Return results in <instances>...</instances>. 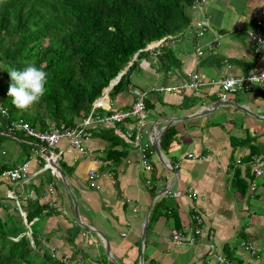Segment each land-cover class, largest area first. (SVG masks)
I'll return each mask as SVG.
<instances>
[{
    "label": "crops",
    "instance_id": "1",
    "mask_svg": "<svg viewBox=\"0 0 264 264\" xmlns=\"http://www.w3.org/2000/svg\"><path fill=\"white\" fill-rule=\"evenodd\" d=\"M262 6L264 0H203L202 15L208 25L199 37H194L190 25L199 14L191 9L184 31L146 44L145 55L137 60L125 89L113 97L108 96L113 83L102 89L99 97L104 105L94 109L100 115L129 108L134 100L133 87L146 93L144 122L136 140L127 141L121 134L132 130L131 119L96 125L88 130L90 137L81 149L69 148L66 140L52 149L42 148L32 139L0 131L14 141L12 150L0 148V159L8 163L5 169L24 161L32 149L41 151L29 161L24 180L10 182L0 177V220L18 216L34 253L38 258L48 254L52 264H111L109 260L116 264H219L218 256L224 257L230 250L233 255L227 254L229 264H264V178L252 175L243 159L249 148L237 143L250 136L256 155L264 161V121L254 116H264V86L228 93L225 100H220L216 86L206 84L261 66L264 47L257 55L251 34ZM210 44L215 45L208 48ZM196 48L202 55L195 54ZM164 50L169 54L160 59ZM193 73L205 83L198 91L185 89L171 94L158 89L188 83ZM198 110L206 114L194 117ZM103 127L112 129L122 141L112 147L123 151L117 159L106 157L108 142L97 134ZM167 128L174 134L165 139L168 144L164 149L160 139ZM159 134L158 146L166 161L155 156L151 144ZM144 144L145 150L150 148L148 163L140 153ZM45 150L69 184L79 220L103 235V242L74 221L69 194L58 173L51 174ZM19 153H23L21 158H17ZM236 168L246 181L243 194L232 185ZM251 180L255 188L249 191ZM48 184L52 192L47 191ZM184 186H190L195 196L172 195ZM34 200L46 203V210L52 212L24 224V208ZM156 201L159 204L149 221ZM194 213L201 217L199 225L192 218ZM145 214L148 218L141 261L140 231ZM173 215L178 218V229L173 226ZM195 228L199 229L197 234ZM172 229L183 236L181 243L172 242ZM209 233L213 234L211 252L207 246ZM19 234L22 231L16 232ZM190 236L194 237L193 244L185 240ZM243 240L252 243L258 250L256 255L240 246Z\"/></svg>",
    "mask_w": 264,
    "mask_h": 264
},
{
    "label": "trees",
    "instance_id": "2",
    "mask_svg": "<svg viewBox=\"0 0 264 264\" xmlns=\"http://www.w3.org/2000/svg\"><path fill=\"white\" fill-rule=\"evenodd\" d=\"M194 1L0 0V105L7 109V119L19 118L40 130H46L50 122L74 125L76 119L90 112L102 89L124 68L108 89V96H115L130 84L129 74L139 57L145 55L146 44L186 29ZM160 54L162 59L169 52L164 50ZM28 64L47 73L46 93L39 103L27 111H20L8 96L11 84L8 71L22 70ZM146 105L144 99V107ZM0 131L8 133L4 125ZM8 134L29 138L18 131ZM97 134L108 142L106 157L114 160L123 155V151L112 149L122 143L112 129L103 127ZM172 134L170 128L163 132L160 147L166 148L165 139L168 141ZM6 138L0 134V148ZM251 141L250 136L237 140L238 144L245 143L249 148V153L243 157L245 162L258 154ZM149 149L144 151L146 163ZM7 166L8 163L0 159V173ZM231 180L238 193L243 194L246 181L239 169L233 170ZM157 202L149 221L157 209ZM46 207V203L36 200L28 202L24 208V224L51 213ZM171 219L178 229V218L173 215ZM17 231L22 234L16 235ZM24 231L18 216L0 220V264H52L48 254L37 257ZM241 236L245 238L244 234ZM231 252L225 253L233 255ZM227 254L224 258L229 261Z\"/></svg>",
    "mask_w": 264,
    "mask_h": 264
},
{
    "label": "built area",
    "instance_id": "3",
    "mask_svg": "<svg viewBox=\"0 0 264 264\" xmlns=\"http://www.w3.org/2000/svg\"><path fill=\"white\" fill-rule=\"evenodd\" d=\"M202 5L203 0H195L191 9H195L199 16L195 18L192 22L191 27L193 29L194 37H199L204 30H206L208 21L202 15ZM255 29L251 34V39L253 40V50L257 55H260V49L264 47V6L260 8V17L255 21ZM217 45V43H215ZM214 44V45H215ZM213 44L208 45V48H212ZM195 54L200 56L202 55V50L196 48ZM252 77H261L258 83L252 82ZM206 84L215 85L216 86V94L220 100H225L226 95L228 93L235 92H245L249 91L253 87L256 86H264V57L261 62V66H252L246 73L242 75L236 76H227L224 78H220L217 80H210ZM205 83H203L200 77L193 73L190 74V81L181 85H167L163 87H159V90L166 91L171 94L182 93L185 89H190L192 91H198ZM133 95V102L129 106V108L125 110H114L108 114H97L94 109L98 107H102L104 105V101L102 98H96L90 109V112L83 118L78 119L74 125L66 126L63 123L56 124L54 122L49 123V126L46 130L36 129L31 127L28 123L23 121L22 119L9 120L7 119L8 114L0 113V127L4 125L6 132L12 133L15 131L21 132L24 136L33 139L34 141L42 144V148L52 149L55 147L57 142L61 140H66L69 148H77L81 149L82 145L85 141H87L90 137L88 132L89 129L94 128L96 125H107L110 123H118L123 121L124 119H131L132 121V130H123L122 136L127 140H136L139 136L140 128L144 122V98L145 93H143L138 88L133 87L131 89ZM101 95V94H100ZM0 108L6 109L2 105ZM147 144H144L142 148H140V153L142 157L144 156V151L146 149ZM37 153H41L38 149H32V153L27 155L26 159L21 163L15 165L14 167L3 170L0 173V177L10 181H21L24 180L28 174V165L32 156ZM56 157L57 155L54 154ZM191 156V154H189ZM236 162H239L237 160ZM247 165L251 169V173L254 177L264 178V161L260 159L257 155H254L247 162ZM146 168H149V165L146 164ZM51 174H55V171L50 168ZM93 171H90V175H92ZM255 188V183L253 180L249 181L247 184V189L249 191ZM48 192H52L51 184H48L47 188ZM182 193H186L190 197L195 196L194 191L190 186H184L177 188V191L172 193V195H179ZM192 218L195 222V225H199L201 222V217L198 214H193ZM195 234L199 232L198 228H195L193 231ZM171 240L174 243H181L183 241V236L181 233L172 229L170 231ZM213 238V234H208V252H211L214 248V245L210 242ZM186 242L188 244L194 243V237H187ZM240 246L252 255H256L258 250L254 248L251 242L241 241ZM219 264H229L224 257L218 256Z\"/></svg>",
    "mask_w": 264,
    "mask_h": 264
},
{
    "label": "clouds",
    "instance_id": "4",
    "mask_svg": "<svg viewBox=\"0 0 264 264\" xmlns=\"http://www.w3.org/2000/svg\"><path fill=\"white\" fill-rule=\"evenodd\" d=\"M8 73L11 79L8 96L12 98L11 103L18 110L27 111L34 104L40 102L46 93L47 73L44 70L34 64H28L22 70L11 69ZM251 79L256 84L261 77H252ZM114 82L116 80L110 83ZM0 113L6 115L7 109L0 108Z\"/></svg>",
    "mask_w": 264,
    "mask_h": 264
},
{
    "label": "water",
    "instance_id": "5",
    "mask_svg": "<svg viewBox=\"0 0 264 264\" xmlns=\"http://www.w3.org/2000/svg\"><path fill=\"white\" fill-rule=\"evenodd\" d=\"M121 74H122V71L119 72V73L115 76V78L112 80V82L115 81V80H116ZM108 87H109V86H108ZM108 87H107V88H108ZM216 102L218 103V102H221V101H220V100H217ZM204 106H205V105H204ZM205 108H208V107L205 106ZM200 110H201V109H200ZM200 110L194 112V114H193L194 117H195V116H196V117H199V116H203V115L206 114V113H204V112H202V111H200ZM241 110H242L244 113H246L247 115H249V116H251V117L253 116V115L250 114L247 110H245V109H243V108H241ZM254 116H255L256 118L258 117V119H260V121H264V116H263V117H259L258 115H255V114H254ZM254 116H253V117H254ZM256 118H254V119H256ZM159 137H160V134L154 138V140L151 142V144H152V147H153V150H154L155 156H156L159 160H162V161L165 160V161H166V159L162 156V154H161V152H160V149H159V146H158ZM44 155H45V157H48V165H49V167L52 168L56 173H58V175H59L60 178H61L62 183L64 184V187L66 188V190H67V192H68V194H69V197H70L71 202H72V208H73V219H74V221H75L79 226H81L82 228L86 229L87 231H90V232L96 233V235H98V236L102 239V242H103V239L105 238L103 235L97 233V232L94 231L91 227H89L88 225L84 224L83 222H81V221L79 220V218H78L77 203H76V200H75L74 196L72 195V192H71V190H70L69 184H68V182H67V180H66L64 174H63L62 171L57 167L56 163L53 162V160L49 158L50 155H49V153H48L46 150H45V152H44ZM167 163H168V162H167ZM168 164H169V163H168ZM170 171L173 172L174 170L171 169ZM147 216H148L147 214L144 215V218H143V221H142V225H141V231H140V247H141V248H140V249H141L140 260H141V261H142V250H143V245H144V236H145V230H146V223H147V218H148ZM103 244H104V243H103ZM107 253H108V250H107ZM109 261H110L111 264H116V263H114V262L111 261V260H109Z\"/></svg>",
    "mask_w": 264,
    "mask_h": 264
},
{
    "label": "rangeland",
    "instance_id": "6",
    "mask_svg": "<svg viewBox=\"0 0 264 264\" xmlns=\"http://www.w3.org/2000/svg\"><path fill=\"white\" fill-rule=\"evenodd\" d=\"M13 143H14V141L11 140V139H3L2 143H1V147L5 146L4 148L7 149L8 151H10V150H12L14 148V144ZM22 155H23V153L22 154L19 153L17 158H21Z\"/></svg>",
    "mask_w": 264,
    "mask_h": 264
}]
</instances>
